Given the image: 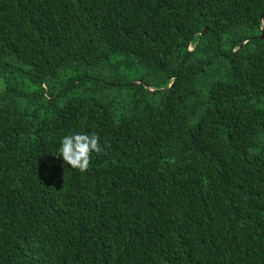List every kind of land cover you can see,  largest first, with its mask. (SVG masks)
Listing matches in <instances>:
<instances>
[{"label": "trees", "instance_id": "trees-1", "mask_svg": "<svg viewBox=\"0 0 264 264\" xmlns=\"http://www.w3.org/2000/svg\"><path fill=\"white\" fill-rule=\"evenodd\" d=\"M263 27L264 0H0V264H264Z\"/></svg>", "mask_w": 264, "mask_h": 264}, {"label": "clouds", "instance_id": "clouds-1", "mask_svg": "<svg viewBox=\"0 0 264 264\" xmlns=\"http://www.w3.org/2000/svg\"><path fill=\"white\" fill-rule=\"evenodd\" d=\"M102 148L99 145V136L96 133L85 134L76 133L64 136L60 143V158L62 161L79 170L85 172L90 165V158L93 152L100 153Z\"/></svg>", "mask_w": 264, "mask_h": 264}, {"label": "water", "instance_id": "water-1", "mask_svg": "<svg viewBox=\"0 0 264 264\" xmlns=\"http://www.w3.org/2000/svg\"><path fill=\"white\" fill-rule=\"evenodd\" d=\"M201 32H203V31H201ZM257 38H264V27L262 28V33L260 34V35H257L256 36ZM249 39L247 38V39H245L242 43H241V46L245 43V42H247ZM137 83H141V81L139 80V81H134V82H131V84H137ZM172 85V83L170 84V86ZM148 86V85H147ZM149 87V86H148ZM155 89H153L152 88V91H154Z\"/></svg>", "mask_w": 264, "mask_h": 264}, {"label": "rangeland", "instance_id": "rangeland-1", "mask_svg": "<svg viewBox=\"0 0 264 264\" xmlns=\"http://www.w3.org/2000/svg\"><path fill=\"white\" fill-rule=\"evenodd\" d=\"M190 48L192 49L193 47H192V46H190Z\"/></svg>", "mask_w": 264, "mask_h": 264}]
</instances>
